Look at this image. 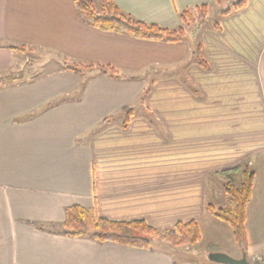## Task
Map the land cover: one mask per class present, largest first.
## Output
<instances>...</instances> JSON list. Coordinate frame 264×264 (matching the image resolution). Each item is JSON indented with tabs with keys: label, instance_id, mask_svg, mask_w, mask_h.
<instances>
[{
	"label": "crops",
	"instance_id": "0c3cea01",
	"mask_svg": "<svg viewBox=\"0 0 264 264\" xmlns=\"http://www.w3.org/2000/svg\"><path fill=\"white\" fill-rule=\"evenodd\" d=\"M114 1L168 29L181 24L184 9L214 3ZM196 27L190 40L188 31L177 43L142 40L91 26L74 0H0V74L26 61L10 46L47 50L62 64L0 87V264H223L213 260L217 252L240 258L232 229L206 206H225L219 172L242 163L254 170L245 255L254 264L264 253V0H245ZM72 64L110 65L121 77L66 68ZM73 204L160 232L194 219L200 240L142 249L39 227L61 225ZM205 224L215 231L213 248L202 247Z\"/></svg>",
	"mask_w": 264,
	"mask_h": 264
},
{
	"label": "trees",
	"instance_id": "16d2710c",
	"mask_svg": "<svg viewBox=\"0 0 264 264\" xmlns=\"http://www.w3.org/2000/svg\"><path fill=\"white\" fill-rule=\"evenodd\" d=\"M214 1L220 4L224 0ZM74 2L77 9L84 15L85 21L91 26L102 31L129 34L142 40L177 43L185 38L184 24L187 26L188 23L195 21L204 22L208 19V5L200 4L192 9L186 8L181 11L179 14L181 24L177 28L168 29L155 23H147L133 18L122 11L114 0H98V6L95 5V0H74ZM244 3L245 0L238 4H231L220 11L218 15H226L232 10L240 9ZM192 10L195 11V16L192 14ZM10 48L21 51L25 49L24 46H10ZM195 58L202 66H205L201 58L198 56H195ZM66 68L77 72L97 69L101 74L114 78L121 77L119 72L110 65H68ZM2 84L4 83L0 79V85ZM50 105L48 104V106ZM130 113V109H125L124 125ZM107 122H109V118H105L102 121L103 124ZM219 174L223 177L222 189L229 197L228 205L226 207H215L212 204H208L206 209L211 215L230 226L236 245L245 254L247 247L245 231L246 206L250 200L254 183V170L247 163H242L222 170ZM236 174L241 177L239 185H237L235 178ZM39 227L68 237L89 238L98 243L111 241L142 249H152L153 245L160 240L176 247H191L200 240V231L194 219L178 221L169 229L160 232L143 220H109L77 204L69 205L64 209V220L61 225L50 224L49 229L43 225H39Z\"/></svg>",
	"mask_w": 264,
	"mask_h": 264
},
{
	"label": "rangeland",
	"instance_id": "374dc122",
	"mask_svg": "<svg viewBox=\"0 0 264 264\" xmlns=\"http://www.w3.org/2000/svg\"><path fill=\"white\" fill-rule=\"evenodd\" d=\"M95 5L98 6V0H95ZM224 9H225V0L222 1L220 4H218L214 1L213 5L208 6V8H207L208 19H210V21L213 22L214 19L216 18V16L219 14V12L224 10ZM191 12L195 16V11L192 10ZM198 22L199 21H195L193 23L192 22L188 23V26H186V24H184L185 33L187 34L186 31H188V33H189L188 36L186 34H185V36H187L189 40H190V38H192L193 34L195 35V31L197 28L196 26H197ZM191 31H194L193 34L191 33ZM24 48L25 49L23 50V52L26 54L25 63L23 64V66L22 65L19 66L21 69L20 68L19 69L11 68L10 71L7 70L6 72L1 73L0 79L3 81L4 84L0 85V87L6 86L7 85L6 83L18 84V83H22L24 81L33 79L39 75H43V74H47V73L49 74L55 68L62 65L61 62L57 58L53 57L52 54L50 52H48L47 50L38 49V48H30V47L27 48L25 46H24ZM72 65L85 66L84 64H72ZM82 71H84V70H82ZM85 71L88 72L89 70H85ZM219 176L223 179V177L221 175H219ZM239 183H240V178L238 177L237 178V185H239ZM220 194H221V197H220L221 199L225 198L227 200L225 202L226 204L224 203L225 206H223V207H226L228 205L229 197L224 193L223 189H221ZM202 230H203V236H204L202 239L203 240V246H202L203 249H204V247H206V245L208 247L213 248L216 245L215 244L216 241H214V239H213V235L215 234V231L213 230V228L211 226H208L207 224L202 226ZM253 263L264 264V253H262L261 255H259L257 257H254Z\"/></svg>",
	"mask_w": 264,
	"mask_h": 264
},
{
	"label": "water",
	"instance_id": "95a60500",
	"mask_svg": "<svg viewBox=\"0 0 264 264\" xmlns=\"http://www.w3.org/2000/svg\"><path fill=\"white\" fill-rule=\"evenodd\" d=\"M242 0H231L229 4H238ZM213 260L223 264H251L248 262L246 255L243 254L240 258H233L230 255L222 252H217L212 255Z\"/></svg>",
	"mask_w": 264,
	"mask_h": 264
}]
</instances>
